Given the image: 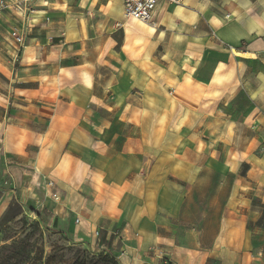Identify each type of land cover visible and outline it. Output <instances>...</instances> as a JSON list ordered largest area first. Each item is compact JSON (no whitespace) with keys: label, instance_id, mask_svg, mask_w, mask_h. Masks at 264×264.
Here are the masks:
<instances>
[{"label":"crops","instance_id":"1","mask_svg":"<svg viewBox=\"0 0 264 264\" xmlns=\"http://www.w3.org/2000/svg\"><path fill=\"white\" fill-rule=\"evenodd\" d=\"M21 1L0 12V205L119 264H264V0L150 22Z\"/></svg>","mask_w":264,"mask_h":264},{"label":"rangeland","instance_id":"2","mask_svg":"<svg viewBox=\"0 0 264 264\" xmlns=\"http://www.w3.org/2000/svg\"><path fill=\"white\" fill-rule=\"evenodd\" d=\"M20 1V0H19ZM29 2L22 3L23 11L30 13ZM33 3V2H32ZM18 26L25 28L19 22ZM47 214H42L36 209L23 207L17 202L9 203L7 206L0 205V262L7 264L9 252L1 248L16 243L18 249L11 255L9 262L17 264H45V258L52 250L62 248L63 259L72 260L75 255H88L90 251L75 245L68 234L62 235L55 225H48ZM58 259L57 261H60ZM61 264V263H56ZM97 264H111L110 262L98 261Z\"/></svg>","mask_w":264,"mask_h":264},{"label":"built area","instance_id":"3","mask_svg":"<svg viewBox=\"0 0 264 264\" xmlns=\"http://www.w3.org/2000/svg\"><path fill=\"white\" fill-rule=\"evenodd\" d=\"M31 0H23V2L26 4ZM161 2H167L170 4H179L181 0H123V15L125 18H135L137 20H140L142 22H150L151 17L156 9V7ZM8 8L7 3L4 2V0H0V12L4 11ZM30 13H33L34 10L30 8ZM9 35L11 38L14 39L16 44L21 47L24 42V35L22 27L18 25H14L9 30ZM47 186L51 185V182L48 181L46 183ZM53 200L57 201L59 197L55 194H51ZM99 232L96 231L95 234L97 235Z\"/></svg>","mask_w":264,"mask_h":264},{"label":"trees","instance_id":"4","mask_svg":"<svg viewBox=\"0 0 264 264\" xmlns=\"http://www.w3.org/2000/svg\"><path fill=\"white\" fill-rule=\"evenodd\" d=\"M64 235L63 233H61ZM2 250H7L9 252V256H7V264H17L19 262H9L11 255L17 252L16 250L18 249V245L16 243L7 245L3 248ZM62 248H57L56 250H52L49 255L45 258V264H56V263H61V264H97L98 261H103V262H110L111 264H119L118 261L110 254L108 253H93L90 252V256L86 255H75L72 260H65L63 259V255L61 253ZM60 261H57L60 259ZM4 262H0V264H3Z\"/></svg>","mask_w":264,"mask_h":264}]
</instances>
